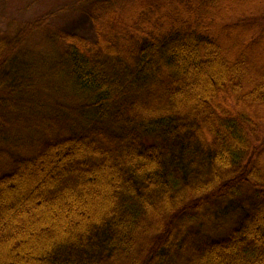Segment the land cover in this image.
<instances>
[{
    "label": "trees",
    "instance_id": "16d2710c",
    "mask_svg": "<svg viewBox=\"0 0 264 264\" xmlns=\"http://www.w3.org/2000/svg\"><path fill=\"white\" fill-rule=\"evenodd\" d=\"M74 4L0 26V264H264V0Z\"/></svg>",
    "mask_w": 264,
    "mask_h": 264
},
{
    "label": "rangeland",
    "instance_id": "374dc122",
    "mask_svg": "<svg viewBox=\"0 0 264 264\" xmlns=\"http://www.w3.org/2000/svg\"><path fill=\"white\" fill-rule=\"evenodd\" d=\"M76 1L78 0H0V26L7 28L10 19L23 22L44 15L51 17V25L56 31L91 36V22L82 10L76 9ZM101 195L105 196L103 192ZM86 205H81L77 212H85ZM52 214L56 226H64L65 218L55 220V213ZM28 251L25 250V253L28 254Z\"/></svg>",
    "mask_w": 264,
    "mask_h": 264
}]
</instances>
